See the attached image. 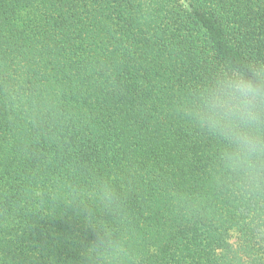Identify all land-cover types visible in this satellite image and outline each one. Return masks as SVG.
<instances>
[{"label": "trees", "instance_id": "1", "mask_svg": "<svg viewBox=\"0 0 264 264\" xmlns=\"http://www.w3.org/2000/svg\"><path fill=\"white\" fill-rule=\"evenodd\" d=\"M264 70V0H0V264H264V183L201 122Z\"/></svg>", "mask_w": 264, "mask_h": 264}, {"label": "clouds", "instance_id": "2", "mask_svg": "<svg viewBox=\"0 0 264 264\" xmlns=\"http://www.w3.org/2000/svg\"><path fill=\"white\" fill-rule=\"evenodd\" d=\"M201 122L233 145L230 166L243 174L246 187L264 183V70L248 77L223 74L201 97Z\"/></svg>", "mask_w": 264, "mask_h": 264}]
</instances>
